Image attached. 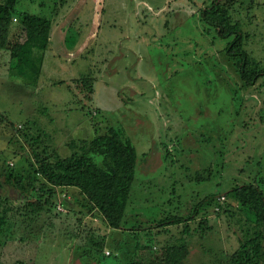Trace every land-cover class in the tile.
Here are the masks:
<instances>
[{"label": "rangeland", "instance_id": "rangeland-1", "mask_svg": "<svg viewBox=\"0 0 264 264\" xmlns=\"http://www.w3.org/2000/svg\"><path fill=\"white\" fill-rule=\"evenodd\" d=\"M229 1L245 50L264 65V0ZM210 2L17 0V10L53 26L35 84L9 71L0 50V264H124L181 240L185 264H225L251 228L227 191L253 182L264 193V77L242 85L224 51L229 39L200 21ZM86 76L90 94L79 82ZM108 127L136 152L119 229L84 208L78 190L54 191L37 211L34 192L5 181L4 172L29 170L17 129L66 157L71 141ZM169 214L193 216L153 226Z\"/></svg>", "mask_w": 264, "mask_h": 264}, {"label": "trees", "instance_id": "trees-1", "mask_svg": "<svg viewBox=\"0 0 264 264\" xmlns=\"http://www.w3.org/2000/svg\"><path fill=\"white\" fill-rule=\"evenodd\" d=\"M16 2L0 1V50L9 53V71H16L28 84H35L53 25L49 18L17 10ZM229 3V0L223 3L211 0L200 11L199 18L214 30L218 38L229 39L225 54L233 62L242 85L250 87L264 77V65L245 50L247 34L241 30L239 21L230 14ZM87 78L89 76L82 77L79 82L90 94L92 87ZM17 133L29 151V170H25V174L4 172L5 181L21 193L34 192L35 200L30 204L37 202V206L33 205L37 211L40 204H51L49 198L54 191L68 192L74 189L83 196L84 208L99 212L109 228L121 227L136 168L135 148L121 130L108 127L105 132L88 140L71 141L69 147L72 152L66 157H50L45 148L40 146L39 136H29L24 130L18 129ZM43 193L47 196L41 197ZM226 195L237 203L251 228L245 230L236 250L227 255L225 264H264L263 191L257 184L249 182L235 185ZM209 198L206 196L197 202L194 212L203 209ZM192 216L169 214L154 222L153 226L158 228L163 225L162 228L167 230V226L187 223ZM5 219L4 215L0 217L1 226ZM247 221V226H250ZM183 231H188L187 225L183 226ZM146 248L151 249L149 246ZM162 248L159 252L145 254L124 264H185L189 249L184 240Z\"/></svg>", "mask_w": 264, "mask_h": 264}, {"label": "built area", "instance_id": "built-area-1", "mask_svg": "<svg viewBox=\"0 0 264 264\" xmlns=\"http://www.w3.org/2000/svg\"><path fill=\"white\" fill-rule=\"evenodd\" d=\"M58 210H61L60 208H58Z\"/></svg>", "mask_w": 264, "mask_h": 264}, {"label": "crops", "instance_id": "crops-1", "mask_svg": "<svg viewBox=\"0 0 264 264\" xmlns=\"http://www.w3.org/2000/svg\"><path fill=\"white\" fill-rule=\"evenodd\" d=\"M51 33V32H50ZM51 35V34H50Z\"/></svg>", "mask_w": 264, "mask_h": 264}]
</instances>
